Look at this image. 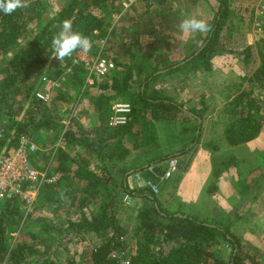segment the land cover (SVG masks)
I'll list each match as a JSON object with an SVG mask.
<instances>
[{"label":"trees","instance_id":"16d2710c","mask_svg":"<svg viewBox=\"0 0 264 264\" xmlns=\"http://www.w3.org/2000/svg\"><path fill=\"white\" fill-rule=\"evenodd\" d=\"M47 1L30 0L28 8L18 9L11 15L0 12V59L10 54L0 77V118L5 123L0 126V161L19 146L21 137H29L41 130L61 134V143L54 157L58 165L51 172L60 173L61 177L55 183H43L35 201L37 206L42 197L48 205L57 206L52 214H56L59 222L54 224L43 218L35 221L18 196L0 199V264H58L59 249L88 233H94L103 242L88 249L81 264L119 263L111 256L121 245L119 206L124 195H130L141 203L135 216L130 264H264L259 256L247 254L241 239L218 223L165 209L146 188L147 185L131 189L123 181L105 195L100 190L97 192V177L89 170L90 162L95 160L102 167V173H106L108 179L112 178L113 165L125 161L134 151L157 144L156 122L159 121L177 122L182 127L181 136L186 135L194 142L199 138L200 129L196 121L201 116L198 111H186L183 105L163 95L159 89L152 90V85L158 78L182 71L189 65L197 71L213 70L211 61L219 55L221 35L230 25L232 10L229 1L217 0L219 12L207 38L199 51L191 53L179 67L161 69L153 58V41H143L142 36L133 35L131 45L135 49L132 57L116 54L110 57L118 69L105 76L90 74L85 64L74 63L72 56L63 61L53 58L51 41L61 30L62 21L68 17L72 19L73 31L90 38L92 43L108 39L112 24L107 22L106 12L107 9L114 11L112 2L86 0L77 7L78 0H62L57 16L50 20L46 16L50 6ZM32 25L35 27L30 29ZM30 31L34 36L27 38ZM256 48L259 66L246 79L248 85L233 94L227 107L231 122L225 130V137L230 146L256 139L264 122V97L261 99L253 87L264 91V38ZM237 56L245 66H249L253 60V47L237 52ZM136 66L142 74L138 80ZM67 71L80 88L92 87L100 91L95 99L100 124L91 129L77 131L70 125L62 132V118L48 112L45 102L36 99L34 90L37 84L39 87L42 83L41 77L61 79ZM88 78L93 80L91 86H87ZM108 91L115 92V95H107ZM122 98L132 110L125 125L114 127L109 123L112 103ZM69 148L75 149L76 153L71 155ZM186 152L183 150L174 157ZM166 158L162 156L159 161ZM155 161L148 160L146 167L140 162L133 163L132 168L137 167L136 171L145 170L144 173L150 174V169L157 171L155 166L158 162ZM24 186L25 189L30 188L28 183ZM94 201H98L99 207L86 211ZM64 215L67 218H63ZM37 222L42 225L43 232L36 231ZM41 234H47L49 240L40 239ZM221 244L232 248L229 257L219 251ZM72 263L75 264L74 261Z\"/></svg>","mask_w":264,"mask_h":264},{"label":"rangeland","instance_id":"374dc122","mask_svg":"<svg viewBox=\"0 0 264 264\" xmlns=\"http://www.w3.org/2000/svg\"><path fill=\"white\" fill-rule=\"evenodd\" d=\"M84 1L86 0H78L77 7L83 4ZM110 1L113 4L114 11H109L107 9L106 16L107 22L113 24L112 14L119 13L120 11L116 9L118 5L114 6V3L118 2V0ZM177 1L183 3L184 7H181L182 4H177ZM187 1L188 0H170L172 6L170 9L171 11L163 16L161 14L156 21L153 19L151 22V24L163 26V28L156 27L155 30H153V37H149L155 44L154 61L161 69L183 63L185 58L201 48L200 46L204 43L209 33H193L189 35L180 32L179 24L183 19L187 17L203 19L202 16L199 17V14H192L191 9L186 5ZM228 1L232 10V16L229 20V27L224 30L220 38V53L211 61L213 70L210 72L203 69L197 71L193 69L192 65H189L182 71H177L158 78L156 83L152 85V90L159 89L160 92L164 93L163 95L169 96L183 105L186 111H199L202 106L206 105L205 99L210 103V106L214 107V110L221 109L222 111L224 106H220L221 101L225 104V96H227V104H225V106L228 107L229 103L232 101L233 94L239 92L248 85L246 79L250 77L259 66L256 47L259 41L264 38V17L256 15L254 12V4L250 0ZM47 2L50 6H48L46 10V16L51 20L57 16V13L60 11L62 0H49ZM196 3L198 4V8L195 13L201 11L203 16L206 14L205 16L207 18L203 20H205L211 28L219 12V2L217 0H196ZM154 15L156 16L158 13ZM68 18V20L72 21L71 17ZM122 18V29H126L127 27L124 26L132 24L129 22L131 20H129L128 14H124ZM142 22V26L148 27L145 18L142 19ZM34 27L35 25H32L30 29ZM110 28V37L108 39L92 43L91 50L87 53L80 51L73 53L72 58L78 59L79 63H83L81 61L85 62V60L91 61L90 65H93L99 55H102V57L110 61H112L110 57H113L115 54L119 57L128 55L129 58H131L135 49L131 45V39L134 34L122 38L125 41L124 45L117 44V42H120L121 37L115 35L114 26ZM134 29L136 30V28ZM166 30L169 32L165 33ZM33 36L34 32L30 31L26 37L30 38ZM142 38L143 41L148 40L144 35ZM247 47H253V60L249 66H245L237 56V52L245 50ZM9 57L10 54H6L0 59V77L2 75L1 71L7 64ZM137 64H139V62H136V65ZM227 65H229L228 69H226ZM179 66L180 65H177V67ZM138 68L137 66L135 68L137 80L142 78V74L139 72ZM115 69L117 70L118 68L115 66ZM69 72L70 71L65 72L64 78L56 80L41 77L42 83L39 84V87L37 84L34 90L36 99H39V94L46 97L47 100L44 101V107L48 112L50 111L54 114H58L62 118L60 124L62 132L70 125L77 131L91 129L100 124L99 110L95 107V99L100 94V91L92 87H88L86 90L80 88L71 80ZM163 72H165V70L162 71V73ZM208 77H214V79ZM87 82V86L93 84L91 78L90 80L88 78ZM253 87L255 92L262 99L264 97V91L256 86ZM207 90H209L211 94L205 96ZM107 95H115V92L108 91ZM121 104L129 103L125 101V98H122L121 101L112 103L113 110L109 123L111 122V117L115 113V106ZM4 124V121L0 118V126ZM156 128L157 144L155 146L149 145V147L145 149L134 151L128 159L117 163V165H113L112 178L108 179L106 173H102V167L98 165L97 161L92 160L90 162L89 170L97 177V192L100 190V193L105 195L107 192L111 191L113 186L116 184L119 186V184L131 174L134 181L137 180L138 182L143 180L144 178L141 177V174L144 173L145 170L136 171L137 167L132 168L133 163H139L141 160L145 161L147 158L146 161L156 159L154 155L159 156V158L162 156L167 157L166 161L176 159L178 161V171L171 179L167 181L161 180L160 177L163 172L160 173L157 170L158 173L157 171L155 172L158 176H152L154 179H157L155 181H147V183L150 182L157 186L159 192L153 195L159 199L161 205L170 212L191 214L203 220L204 217H206L211 219L210 221H213L215 218V210L217 209L220 211L219 208H223V212L221 211L220 213V216H222L220 225L226 230L235 233L241 239L247 254L253 257L256 255L259 256V260L264 263V236L258 233L260 229L250 228L248 225H245V223L242 226H238L236 222L240 215L237 214L239 209L234 211L238 205L232 209L231 205L227 203L230 198L231 183L235 173V170L231 171L234 169V164L230 158L231 156H229L230 154H228V150L226 151L224 149L225 147L222 146L223 149H221L220 154V151L216 153L207 148H200V143H198L194 144L195 148L192 151L189 152V150H187V153L175 158V154L188 149L187 147L189 145L180 142V139H188L186 135L182 134L181 136L182 127L177 122L169 123L159 121L156 122ZM26 138L30 142L29 147L32 145L36 147L35 152L28 155L32 167L40 173H46L47 177L51 178L52 183L57 182L61 174H51V172H53L54 168L58 165L56 160L54 162V157L57 156V149L61 143V134L53 131L41 130ZM68 152L71 155L76 153L73 148H69ZM206 157H210L209 162L212 165V172L200 170V167H202L206 161ZM45 165L46 167H44ZM145 165L146 164H144V166ZM36 166L43 167L44 169L41 171L36 168ZM190 167H193L191 171H189ZM237 171L244 177L247 175L248 170L243 164L239 166ZM147 174L149 176L152 175L151 173L149 174V172ZM138 176L141 178L138 179ZM200 177L201 180H199ZM132 184L131 189H134L136 185L139 187L136 182ZM101 187L103 188L101 189ZM146 188L149 189L147 186ZM27 189L26 191L30 192V190ZM221 189L223 192H220ZM147 191L149 193V190ZM38 194L39 191L35 195L36 200ZM42 200L43 198L41 197L37 206L35 203L32 205L31 218L35 221H37L38 218H43V220L47 219L54 224L59 222L56 214H52V210L57 209V206H53V204L48 205ZM140 204L139 200L132 198L130 195H124L122 197V202L119 206V223L122 226V234L119 238L121 245L118 251L111 256L112 259L119 261V263L116 262V264H126L127 261H130V256L133 251L131 244L135 240V216ZM47 205L49 207H47ZM98 207V201H94L90 207H87L86 211L91 212ZM62 217L67 218L65 215ZM35 229L37 232H43L42 225H39L38 222L35 224ZM15 235L17 237L19 232ZM40 237V239L49 240L47 234H41ZM102 242L103 239L98 238L94 233L85 234L83 238L73 239L72 242L59 249V253H57L58 264H73L72 261H74L75 264H81V260L87 255V250L100 246ZM56 245H58V243H56ZM218 249L221 253L225 254V257H229L232 251V248L227 244H221Z\"/></svg>","mask_w":264,"mask_h":264},{"label":"crops","instance_id":"0c3cea01","mask_svg":"<svg viewBox=\"0 0 264 264\" xmlns=\"http://www.w3.org/2000/svg\"><path fill=\"white\" fill-rule=\"evenodd\" d=\"M241 1H249V0H241ZM176 3L182 4L181 7H184L183 3H180L179 1H177ZM186 5H188L189 9H191L192 14L193 13L199 14V17L202 16L203 19L207 18L205 16L206 14H204L203 16L201 11L195 13L197 12V8H198V4L196 3V0H188ZM114 6H117L116 9L119 10L120 12L112 14L113 24L111 27L114 26L115 35L121 37L120 42H117V44H122V45L125 44L124 43L125 41L122 38L126 36H131L133 34L134 36H142V37L144 35L148 40H151L148 36L153 35V30H155L156 27L163 28V26L157 24L154 25L151 24V22L153 21V19L154 21H156L158 16H160L161 14L162 16L164 14H167L169 11H171L170 9L172 8L170 0L167 1L166 0L165 1L164 0H118V2L114 3ZM155 13H158V15L155 16L154 15ZM124 14H128V18L129 20H131L128 21L132 23L129 24L128 26H124L127 27L126 29H122L123 27L121 24L123 20L122 16ZM144 18L147 21L148 27L142 26L143 25L142 19ZM134 28H136V30ZM110 29H109V34H110ZM167 32L169 31L166 30L165 33ZM148 40H144V41H148ZM199 49L197 51H199ZM177 65H180V63L174 65L173 67H177ZM228 66L229 65L226 66V69L229 68ZM208 78L214 79V77H208ZM210 94L211 92L209 90L205 92V96H208ZM224 100H225L224 103L227 104V96H225ZM205 102L206 105L202 106L198 111V113L201 116V119L196 121L200 129L198 130L199 138L195 142L192 141L191 138H188L186 140L180 139V142L189 144L187 147L188 149H185L186 151L189 150V152L195 148L194 144H198V143H200L199 144L200 148H205V149L207 148L216 153L220 151L219 152L220 154H221V149H223L222 146L225 147L224 149L226 151L228 150V154H230L229 156H231L230 158L234 164V169L231 171L235 170V173H234V179L231 183L230 198L228 199L227 203L231 205L232 209L236 205H238L237 208L234 209V211L239 209L237 214L240 215L238 216L239 218L236 222L238 226H242L245 223V225H248L250 228H258L260 229L258 230V233L264 236V122L262 125L261 132L256 139L239 146H230V144H228L229 143L228 140L225 137V130L227 129L229 123L231 122L230 114L227 111V107L221 101L220 107L224 106L222 111L221 109L214 110V107L210 106V103H208L206 99ZM193 123L194 121H191V124ZM159 160H160L159 157L156 158L155 162L158 163L156 164L155 167L160 173H162L167 169L168 161L166 160L159 161ZM209 160L210 157H206V161H205L206 165L204 163V165L200 167V170H204L205 172H210V171L212 172V165L210 164ZM140 164L148 165V162L146 160L145 161L141 160ZM243 164L248 170L247 175L246 176L243 175L244 177H242L240 173L237 171L239 166ZM192 169L193 167H190L189 171H191ZM131 175L125 178V180L127 181L124 180V182H127V184L130 185V188H132L131 185H133L132 184L133 182H136V184H138L139 187H143L146 185L147 181H155L157 179V178L154 179V177L149 176L147 173H142L141 177H143L144 179L137 182V180L134 181ZM199 180H201V177L199 178ZM221 191L222 189L220 190V192ZM219 210L220 211H218L217 209L215 210L216 214L214 215L215 218L213 221H210L211 219L206 217H204V220L208 221L209 223H213V224L218 223L220 225L221 224L220 219L222 218V216H220V213L221 211L223 212L224 209L220 207ZM220 226L222 227V225Z\"/></svg>","mask_w":264,"mask_h":264},{"label":"built area","instance_id":"2783aa9c","mask_svg":"<svg viewBox=\"0 0 264 264\" xmlns=\"http://www.w3.org/2000/svg\"><path fill=\"white\" fill-rule=\"evenodd\" d=\"M254 4L255 13L258 16L264 17V0H250ZM85 60V59H83ZM75 63H78V59H74ZM86 64V68L90 74H97L99 76H105L110 71L115 69L114 62L107 60L106 58L99 55L94 61L93 65L85 60L81 61ZM90 80V78H89ZM38 98L46 101L44 95L39 94ZM131 106L129 104H121L115 106V113L111 117V126H123L127 123L129 115L131 113ZM2 136V130L0 131V137ZM29 140L26 137H21L20 144L17 148L12 149L7 155L3 156L0 161V199H12L15 196L20 197V199L25 203L27 213H31L32 205L35 203V195L40 190L43 183H52L51 178L47 177L44 172H38L31 165L28 155L35 152L36 147L32 145L29 147ZM178 171V161L176 159H171L168 161L167 169L164 171L161 179L167 181L173 177V175ZM153 176L157 177L158 174L150 169ZM141 177L138 176V179ZM25 183L30 185V192L26 191ZM152 194H157L159 192L157 186L148 182L146 183ZM33 190V191H32ZM126 264H130L127 261Z\"/></svg>","mask_w":264,"mask_h":264},{"label":"clouds","instance_id":"9594fccd","mask_svg":"<svg viewBox=\"0 0 264 264\" xmlns=\"http://www.w3.org/2000/svg\"><path fill=\"white\" fill-rule=\"evenodd\" d=\"M30 6V0H0V12L4 15H11L18 9H25ZM182 34L206 33L210 26L203 19L187 17L179 24ZM51 46L53 58L63 61L66 57H71L74 52L87 53L91 50L92 41L72 29V21H62L61 30L52 38Z\"/></svg>","mask_w":264,"mask_h":264}]
</instances>
